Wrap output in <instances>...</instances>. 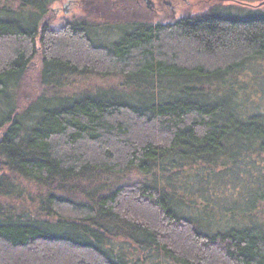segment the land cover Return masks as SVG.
Here are the masks:
<instances>
[{
    "label": "trees",
    "instance_id": "trees-1",
    "mask_svg": "<svg viewBox=\"0 0 264 264\" xmlns=\"http://www.w3.org/2000/svg\"><path fill=\"white\" fill-rule=\"evenodd\" d=\"M14 1L17 12H0V105L25 86L37 91L88 74L121 77L135 90L143 83L144 92L135 103L98 94L42 97L29 107L22 100L32 126L16 108L0 110V166L8 174L0 199L23 184L43 192L34 217L0 206V264H144L149 256L264 264V215L253 226L248 214L224 212L228 221L216 220L212 232L177 210L168 191L179 169L211 171L264 148V112L224 93L227 78L264 63V10L249 6L263 0H218L167 24L132 20L133 11L146 17L136 0H79L99 20L121 22L109 44L86 19L52 28L54 0ZM127 247L141 260L125 257Z\"/></svg>",
    "mask_w": 264,
    "mask_h": 264
},
{
    "label": "rangeland",
    "instance_id": "rangeland-1",
    "mask_svg": "<svg viewBox=\"0 0 264 264\" xmlns=\"http://www.w3.org/2000/svg\"><path fill=\"white\" fill-rule=\"evenodd\" d=\"M155 8L149 11L143 0H136L137 4L144 9L146 17L141 18L138 11L132 12V20L147 18L151 23H172L182 17L195 16L208 11L216 5L218 0H152ZM223 5H235L233 2L220 0ZM259 2H250L249 6L255 7ZM133 9L136 6L127 3ZM174 6V8L172 7ZM3 8H7L11 12H17L18 4L14 0H0V12ZM51 11L50 25L52 28H59L67 23L77 20H87L93 28V35L96 36L101 43L109 44L118 38V31L113 30V25L121 23L114 21L99 20L98 11H93L87 7L85 2L79 0H54L48 4ZM173 8V10H172ZM264 10V7H261ZM92 11L94 15L90 14ZM151 15V16H150ZM88 16L90 19H88ZM107 24V25H106ZM109 26V27H107ZM40 68L37 67L32 71V86L36 81ZM37 84V83H35ZM127 80L121 77L101 76L97 74H88L81 77H70L62 79L58 84H51L48 87H39L37 91H32L34 87L25 86L21 94H14L13 98L2 96L0 110L8 112L16 108L22 121L31 125L34 117L31 116L33 111L22 112L19 106L23 107L22 100L27 101L25 107L36 104L40 98L43 99H76L83 96H92L94 94L101 95L106 98H122V100L132 101L141 99V92H144L143 83L135 90V86L131 85ZM225 94L229 99L235 101L239 105H245L244 109L251 110L255 113L264 112V63L258 62L247 67L235 77L227 78ZM138 87V86H136ZM244 87V90L243 88ZM138 93V94H137ZM6 96V93H5ZM47 101L42 107H47ZM249 103V106L248 104ZM52 104V103H51ZM31 107V106H30ZM32 126V125H31ZM245 159H240L237 155L234 164H216L211 171L198 168H182L173 172L170 179L171 185L168 191L173 196V203L176 209L187 214L203 226L211 228L215 231L217 223H225L228 220L221 219L224 212L234 211L240 215H250L248 225H257L259 217L264 214V148L262 150H253L252 153L246 154ZM250 158V161H246ZM263 166V168H262ZM252 172L253 174H249ZM210 177H207L208 175ZM8 175L7 171L0 166V177ZM201 177V178H200ZM211 178L213 180H207ZM17 184V183H16ZM18 188V187H17ZM22 189L7 191V197L0 199V206L3 209L17 210L34 217V210L40 200L38 188L30 184H23ZM16 195H20L16 197ZM263 202V203H260ZM250 202H253L252 204ZM259 203V204H258ZM253 207V210L251 206ZM258 205V207H257ZM252 211L249 214V211ZM258 210V211H257ZM257 212V213H256ZM223 214V216H222ZM256 215V216H255ZM222 216V217H221ZM241 223L243 220H235L234 223ZM260 225V224H259ZM258 225V226H259ZM209 228H206L207 230ZM264 229V225L261 227ZM128 255L132 262H137L141 256H135L131 247H127ZM167 261L160 260L157 256H149L144 264H167ZM137 264H142L138 262Z\"/></svg>",
    "mask_w": 264,
    "mask_h": 264
},
{
    "label": "water",
    "instance_id": "water-1",
    "mask_svg": "<svg viewBox=\"0 0 264 264\" xmlns=\"http://www.w3.org/2000/svg\"><path fill=\"white\" fill-rule=\"evenodd\" d=\"M144 3L146 4V8L149 10V11H152L154 10L155 8V4L152 0H143ZM258 8H261V7H264V0L262 2H260L258 5H257Z\"/></svg>",
    "mask_w": 264,
    "mask_h": 264
},
{
    "label": "flooded vegetation",
    "instance_id": "flooded-vegetation-1",
    "mask_svg": "<svg viewBox=\"0 0 264 264\" xmlns=\"http://www.w3.org/2000/svg\"><path fill=\"white\" fill-rule=\"evenodd\" d=\"M173 8H174V6H172ZM173 8H172V10H173Z\"/></svg>",
    "mask_w": 264,
    "mask_h": 264
}]
</instances>
